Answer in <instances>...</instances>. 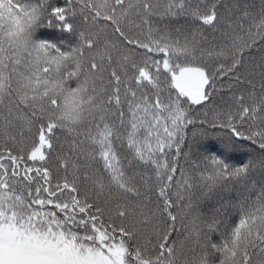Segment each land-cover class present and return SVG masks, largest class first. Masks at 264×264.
Returning <instances> with one entry per match:
<instances>
[{
  "label": "snow or ice",
  "instance_id": "1",
  "mask_svg": "<svg viewBox=\"0 0 264 264\" xmlns=\"http://www.w3.org/2000/svg\"><path fill=\"white\" fill-rule=\"evenodd\" d=\"M0 264H264V0H0Z\"/></svg>",
  "mask_w": 264,
  "mask_h": 264
}]
</instances>
